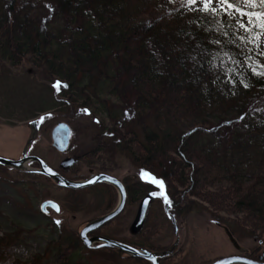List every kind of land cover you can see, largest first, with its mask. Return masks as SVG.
<instances>
[{"label": "trees", "instance_id": "16d2710c", "mask_svg": "<svg viewBox=\"0 0 264 264\" xmlns=\"http://www.w3.org/2000/svg\"><path fill=\"white\" fill-rule=\"evenodd\" d=\"M178 10L139 21L136 0H0V65L30 59L67 85L58 102L88 109L102 144L169 184L171 206L208 200L264 236V77L218 101L236 25Z\"/></svg>", "mask_w": 264, "mask_h": 264}, {"label": "rangeland", "instance_id": "374dc122", "mask_svg": "<svg viewBox=\"0 0 264 264\" xmlns=\"http://www.w3.org/2000/svg\"><path fill=\"white\" fill-rule=\"evenodd\" d=\"M136 5L140 9L139 21L140 15L158 16L177 9L182 13L186 9L180 7V0H175V3L169 0H136ZM232 21L236 25L235 20ZM240 36L247 37L248 34L237 28V37ZM261 41L259 50L264 51V36ZM133 45L136 48L137 42H133ZM236 48V59L230 69L212 82L218 101L228 102L241 96L247 89L241 81L249 84V64L255 61L264 64V56L257 54L254 43H245L238 38ZM248 57L252 59L248 60ZM53 79L54 76L34 65L30 59L19 65H0V156L20 158L31 134L28 121L43 114L54 115V124L66 121L71 128L69 154L79 157L94 147L98 151L99 157L92 160V163L80 157L76 166L80 177L77 178L83 177L82 173H88L90 168L95 172L105 170L128 183L137 182L144 189L150 190L152 202L142 233L133 235L131 229L134 210L142 202L140 199L138 203H129L120 217L106 223L101 231L104 236L123 239L136 246L157 251L170 247L179 238L176 251L162 264H210L219 257L258 254L264 249V236L251 233V227L241 221L243 216L236 218L230 215L233 209L231 212L218 210L208 200L201 203L195 198L189 207L179 203L176 208V204L172 203L169 212H166V204L158 195L160 188L140 178L142 168L132 158L119 152L113 144H102L97 136V118L95 120L92 113L85 114L82 111L84 108L78 105L58 102L60 91L52 87L56 82ZM211 107L213 110L209 108V111L215 113L217 102ZM39 135L29 148V153L40 155L53 166L68 157L69 154L54 153L49 134ZM263 148L264 139H260L256 149ZM247 158L253 159L249 154ZM51 180L49 182L34 173L0 164V264H150L143 258L119 255L113 248H87L79 236V230L71 228L111 211L120 198L116 188V193L100 186L71 191L58 187ZM164 184L165 192L172 201L169 196L170 186ZM132 189L135 192L137 190L134 185ZM47 198H55L63 206L64 212L60 215L53 210L42 212L41 202ZM169 214L176 219L178 235L174 233ZM66 216L71 226L65 221L59 225L55 223L60 217ZM225 227L230 229L243 248L242 251L234 247Z\"/></svg>", "mask_w": 264, "mask_h": 264}, {"label": "water", "instance_id": "95a60500", "mask_svg": "<svg viewBox=\"0 0 264 264\" xmlns=\"http://www.w3.org/2000/svg\"><path fill=\"white\" fill-rule=\"evenodd\" d=\"M39 123L38 120L34 119L30 121V127H31V134L29 139L26 142L25 147L22 151L21 158L18 159H12L8 157L0 156V164L9 168L16 169L18 171H23L27 173H41L43 175L48 176L51 178L57 185L61 187L66 188H85L90 185L100 183V182H108L112 184L119 193V202L116 205V207L109 211L108 213L99 216L95 219L90 220L85 227L79 231V236L84 242V244L87 246V248H101V247H108L113 248L119 255H128L131 257H138L143 258L147 260L150 264H160V259H163L167 256H170L174 254L176 251L178 244H179V238L176 239V241L168 248L162 250V251H149L145 248H136L133 247L125 242H122L120 240L104 237V236H89V232L99 228L106 223L112 221L114 218H116L120 212L124 209V206L126 204V190L123 185V183L115 176L104 174V173H98L94 174L86 179L81 180H73L66 178L62 176L59 172L51 168L46 162L41 159L38 156L35 155H28L27 152L32 144V142L37 138L38 135V126ZM53 137V145L57 147L60 151H65L71 140V129L69 125L66 122H59L53 130L52 133ZM38 162L39 167L34 168L30 166L29 164L31 162ZM75 162V159L72 157H68L61 163V166L63 168L70 167ZM49 169L51 172H49ZM54 202L52 200L44 201L42 203V206L46 204V202ZM150 202V197H146L142 200L139 208L138 217L134 223V230H139L142 227V224L145 221L148 205ZM57 204L56 202H54ZM58 205V204H57ZM166 212H169V205L166 204ZM43 211H45V207H41ZM170 218L173 221L174 225V232L178 235V225L176 223V219L173 215L169 214ZM225 231L234 245L237 249L240 251L243 250V248L240 246L236 238L233 236L232 232L228 227H225ZM83 233V235H82ZM87 241V242H86ZM263 258V257H261ZM210 264H264V262L259 260H254L246 256L242 255H230V256H224L219 257L212 261Z\"/></svg>", "mask_w": 264, "mask_h": 264}, {"label": "snow or ice", "instance_id": "6c2138e0", "mask_svg": "<svg viewBox=\"0 0 264 264\" xmlns=\"http://www.w3.org/2000/svg\"><path fill=\"white\" fill-rule=\"evenodd\" d=\"M169 2L175 3V0H169ZM47 7L51 8L50 5H47ZM180 7L187 8L189 11L193 12L210 14L213 17L222 15L235 20L238 30H243L248 34L247 37L240 36L238 38L245 43H254L257 54L264 56V51L259 50L260 44L262 43L261 37L264 36V0H180ZM214 43H219V41H214ZM193 59H195V57H193ZM251 59V57H248V60ZM249 67L252 75L264 77V64L255 61L249 64ZM241 83L245 88L249 87V84L243 81H241ZM52 87L59 92L61 87L66 88L67 85L62 84L60 81H56ZM82 111L85 114H90L88 109H82ZM256 111H261V109H256ZM41 119H43V117H41ZM241 119H243V117H241ZM96 122L98 123L99 121ZM49 172H51L50 169ZM140 178L160 188L161 191L158 195L163 198L165 204L171 206V201L165 192V184L162 180L157 179L144 169L140 170ZM48 206L54 208L57 212L60 211L59 206L51 201L46 202L42 207L47 208ZM55 223L59 225L61 221L56 220Z\"/></svg>", "mask_w": 264, "mask_h": 264}, {"label": "flooded vegetation", "instance_id": "af4514ba", "mask_svg": "<svg viewBox=\"0 0 264 264\" xmlns=\"http://www.w3.org/2000/svg\"><path fill=\"white\" fill-rule=\"evenodd\" d=\"M41 117H43V119H41ZM41 117H37V118H35L36 120H38L39 121V123L37 124V126H38V136H40L39 134L41 133V134H43V133H47V134H49V136L51 137V141H52V143H51V148H53V150H54V153L55 154H60V155H63V154H69V150H71V140H70V144H69V146H68V148L65 150V151H60L57 147H55L54 145H53V137H52V133H53V130H54V127L59 123V122H61V121H58V122H56L55 124L53 123V118L55 119L56 118V116H54V115H52V116H49V115H42ZM32 120H34V119H32ZM32 120H30V121H32ZM30 121H28V124H29V126H30ZM63 122H66V121H63ZM67 123V122H66ZM68 124V123H67ZM69 125V124H68ZM70 127V126H69ZM30 129H31V127H30ZM71 129V128H70ZM31 131V130H30ZM71 135H72V131H71ZM38 136H37V138L35 139V140H37L38 139ZM40 138V137H39ZM71 139H72V136H71ZM34 140V141H35ZM34 141L32 142V144L34 143ZM31 144V145H32ZM31 147V146H30ZM95 149V147L94 148H92V149H90V150H87L86 152H84V153H82V154H80V155H78L79 157H77V156H73V155H71V154H69L68 155V157H72V158H74L75 159V162L70 166V167H68V168H63L62 166H61V163L63 162V159L64 158H62V160L58 163V165L57 166H53V165H51V163L49 162V161H47V160H44L42 157H40V155H36V154H32V153H29V152H27V154L28 155H35V156H38V157H40L41 159H43L45 162H46V164H48L51 168H53L54 170H56L57 172H59L62 176H64V177H66V178H69V179H73V180H79V179H82V178H84V179H86V178H88V177H90V176H92V175H94V174H98V173H104V174H109V175H112V176H115V175H113V174H111V173H109V172H107V171H105V170H103V171H99V172H95L94 171V169H92V168H90V170H89V172L88 173H82V175H83V177H81V178H77V177H80V173L78 172L79 171V169L76 167L77 166V164H78V161H79V159H80V157L82 158V159H84L86 162H88V163H92L93 161L92 160H94V159H97V156L99 157V155L97 154V152L98 151H96V149H95V152L93 151ZM29 151V150H28ZM22 156V155H21ZM67 157V158H68ZM87 157V158H86ZM56 158L58 159L59 157L56 155ZM66 159V158H65ZM64 159V160H65ZM95 161V160H94ZM30 166H32V167H34V168H37V167H39V164H38V162H31L30 164H29ZM74 171H76V172H74ZM34 174L35 175H37V176H40V177H44L47 181H49L50 182V179L51 178H49L48 176H45V175H43V174H41V173H36V172H34ZM85 175V176H84ZM115 177H117V176H115ZM118 178V177H117ZM122 183H123V185H124V187H125V190H126V204H125V206H124V209L120 212V214L117 216V217H120L121 216V214L127 209V207H128V204L129 203H132V202H137L138 203V201L141 199V201L144 199V198H146V197H150V202H149V205H148V209H147V213H146V217H145V221H144V223L142 224V227L139 229V230H134V228H133V226H134V223H135V221H136V219H137V217H138V213H139V208H140V205L138 206H136V209L134 210V220H133V222L131 223V229L133 230V232H132V230H131V232H132V234L134 235V234H138V233H142V231H143V228H144V224H145V222H146V220H147V218H148V216H149V211H150V206H151V202H152V198H151V193H150V190L149 189H144L142 192H141V194H137L135 191H133L134 189H132V187H133V185L134 186H136L137 185V182H134V183H128V182H126V180H122V179H120V178H118ZM52 181V180H51ZM54 184L55 185H57L55 182H54ZM58 187H60V188H66V187H61V186H59V185H57ZM96 186H100V187H105V188H108V190H110V192L111 193H116L117 192V190L115 189V187L112 185V184H110V183H108V182H100V183H96V184H93V185H90V186H88V187H90V188H93V187H96ZM66 189H70L71 191H75V190H82V189H71V188H66ZM84 189V188H83ZM137 196V195H139L138 197H135V195ZM142 195V196H141ZM141 196V197H140ZM140 197V198H139ZM119 199V198H118ZM48 200H52V201H54V202H56L57 204H58V206H59V209H60V211L59 212H57L54 208H52V207H50V206H48L47 208H45V213H49L50 211H52V212H54L55 214H57V215H60L61 214V212H64V208H63V206L55 199V198H47V199H45V200H43L42 202H44V201H48ZM140 201V202H141ZM42 202H41V204H42ZM118 202H119V200H117V202H116V204H115V202H114V204H115V207H116V205L118 204ZM141 204V203H140ZM114 207V208H115ZM171 206H169V208H170ZM113 208V209H114ZM112 209V210H113ZM44 212V211H43ZM73 216V215H72ZM57 220H60L61 221V223H63L64 221L69 225V226H71L70 225V220H69V217H60L59 219H57ZM171 220V219H170ZM89 221L88 220H86V221H84V222H82L81 224H79L77 227H73V226H71V228H73L75 231L77 230H79V231H81L84 227H85V225L88 223ZM133 224V225H132ZM106 225V224H105ZM105 225H103V226H101V227H99V228H96V229H94V230H92V231H90L89 232V235L90 236H104L103 234H102V232L101 231H103L102 230V228L105 226ZM104 237H106V236H104ZM119 240V239H118ZM120 241H122V242H125V243H127V244H129V245H131V246H134V247H137V248H139L140 246H135V245H133V243L132 242H128V241H125V240H123V239H121ZM171 246V245H170ZM142 248H145V247H142ZM165 248V247H164ZM166 248H168V247H166ZM165 248V249H166ZM259 248H261V246L259 247ZM147 249V248H146ZM148 250H150V251H157L156 249H153V250H151V249H148ZM159 250V249H158ZM261 250V249H260ZM234 255H238V254H234ZM242 256H247V257H249V258H251V259H254V260H259V261H262V262H264V249H262V251L260 252V253H251V254H249V255H242ZM169 257V256H168ZM168 257H166V258H163V259H160V262H161V264H162V262L163 261H165L166 259L168 260ZM261 257H263V258H261Z\"/></svg>", "mask_w": 264, "mask_h": 264}, {"label": "bare ground", "instance_id": "6f19581e", "mask_svg": "<svg viewBox=\"0 0 264 264\" xmlns=\"http://www.w3.org/2000/svg\"><path fill=\"white\" fill-rule=\"evenodd\" d=\"M171 219V218H170ZM171 221H172V219H171ZM172 225H173V221H172ZM174 226V225H173ZM175 233V232H174ZM134 247V246H133ZM137 248V247H136ZM139 248H142V247H139ZM146 249V248H145ZM148 250V249H147ZM150 251V250H149ZM162 251V250H161ZM152 252H154V251H152ZM168 257V256H167ZM166 258V257H165Z\"/></svg>", "mask_w": 264, "mask_h": 264}]
</instances>
